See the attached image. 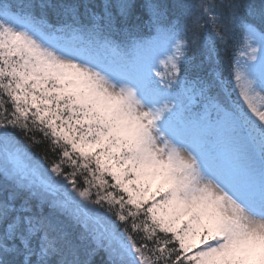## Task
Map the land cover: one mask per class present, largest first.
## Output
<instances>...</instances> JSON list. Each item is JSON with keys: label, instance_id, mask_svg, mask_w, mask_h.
<instances>
[{"label": "snow or ice", "instance_id": "6c2138e0", "mask_svg": "<svg viewBox=\"0 0 264 264\" xmlns=\"http://www.w3.org/2000/svg\"><path fill=\"white\" fill-rule=\"evenodd\" d=\"M100 252L264 264V0H0V264Z\"/></svg>", "mask_w": 264, "mask_h": 264}, {"label": "trees", "instance_id": "16d2710c", "mask_svg": "<svg viewBox=\"0 0 264 264\" xmlns=\"http://www.w3.org/2000/svg\"><path fill=\"white\" fill-rule=\"evenodd\" d=\"M134 2L136 4H140L143 2V0H134ZM155 2L168 5L169 10H170V14H171L172 6L174 4H177V3H197L198 0H155ZM176 14L179 15V12H177ZM222 56H223V54H222ZM223 59L225 61V66H226V61H227L228 57L223 56ZM18 138L22 139V137H18ZM117 223H119V222H117ZM103 258H104V253L103 252L98 253L96 256L93 257V264H102Z\"/></svg>", "mask_w": 264, "mask_h": 264}]
</instances>
